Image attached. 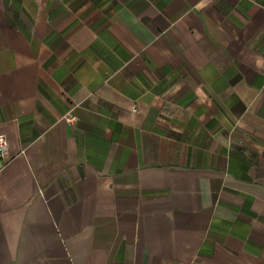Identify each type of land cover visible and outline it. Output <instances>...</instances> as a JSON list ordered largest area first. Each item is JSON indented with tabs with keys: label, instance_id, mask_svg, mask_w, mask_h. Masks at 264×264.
<instances>
[{
	"label": "crops",
	"instance_id": "crops-1",
	"mask_svg": "<svg viewBox=\"0 0 264 264\" xmlns=\"http://www.w3.org/2000/svg\"><path fill=\"white\" fill-rule=\"evenodd\" d=\"M0 134V264H264V0H0Z\"/></svg>",
	"mask_w": 264,
	"mask_h": 264
},
{
	"label": "built area",
	"instance_id": "built-area-1",
	"mask_svg": "<svg viewBox=\"0 0 264 264\" xmlns=\"http://www.w3.org/2000/svg\"><path fill=\"white\" fill-rule=\"evenodd\" d=\"M136 109L133 108V111H135ZM68 121H72V118L69 117ZM8 153V146H7V140L6 137L4 135L0 134V171L3 167V165L5 164V158L7 156Z\"/></svg>",
	"mask_w": 264,
	"mask_h": 264
}]
</instances>
